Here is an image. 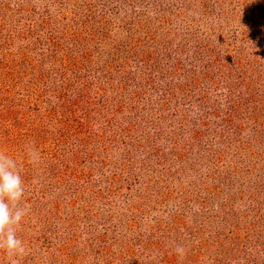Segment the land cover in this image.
Wrapping results in <instances>:
<instances>
[{"label":"rangeland","instance_id":"1","mask_svg":"<svg viewBox=\"0 0 264 264\" xmlns=\"http://www.w3.org/2000/svg\"><path fill=\"white\" fill-rule=\"evenodd\" d=\"M172 2L0 0V148L22 162L30 204L20 264H189L198 247L200 264H247L209 250L215 232L228 233L229 210L232 230L243 235L257 215L264 233V0H209L199 12L198 2ZM127 23L143 30L127 33ZM150 37L154 59L176 45L182 57L198 49L205 59L190 75L208 64L211 87L160 97L183 87L178 66L179 80L153 92L150 65L125 53ZM175 240L189 251L183 260L169 253ZM251 241L250 264H264V238ZM0 264H10L3 253Z\"/></svg>","mask_w":264,"mask_h":264},{"label":"trees","instance_id":"2","mask_svg":"<svg viewBox=\"0 0 264 264\" xmlns=\"http://www.w3.org/2000/svg\"><path fill=\"white\" fill-rule=\"evenodd\" d=\"M173 1L174 2H172V7H174V8L181 7L182 9H185V8L188 9L189 6L186 7L188 4L195 5L194 3L198 2L199 8L201 6H202V8H200V9L196 8L195 12H199L200 10L203 9V7L205 8L206 3L208 5L209 0H190L191 2H187V3H185L186 0H173ZM192 2H194V3H192ZM210 6H211V4L209 3V7ZM209 7L207 6L206 8H209ZM169 14L171 15L170 12H169ZM111 25H112L111 20L106 19L105 23H104V28L106 29L107 27H109ZM125 26H128L127 27V33H131V34L137 33L138 30H143V29H137L138 25L132 24V23H127ZM101 29H102V27H101ZM195 32L193 34L197 40V44L199 45L198 49H201L202 47H203V49H206L207 45L204 43V41L202 39L195 36L196 35ZM155 39H156V37H154V38L150 37V42H149L150 45L146 46L145 49L137 48L139 46V43H142V40L141 39H135L133 41V43L130 44V46L132 48L129 49L128 52H125L128 55H130V59L134 58L135 61H139V62L144 61L148 65H150L149 73H152L151 74L152 78L149 79L150 81L148 80V82L152 83V86L150 89H152L153 92H156L157 94L159 93L160 88H159L158 83L162 84L164 82V80H168L170 84L175 83V81L178 77V66H179V68L180 67L184 68L187 71V72L183 73L184 75L182 78L184 80L181 81L183 87H180V88L174 89V90H172L171 87H169L168 89H164L162 87L163 93H162V95H160V97L162 96V98H165V99L171 97V98H176V100H177L180 97L184 98V96L187 92L186 89L190 90L192 92H196L202 88L201 86H205L206 84L207 85L210 84V87H211V84H212V78L210 77L211 69H206L207 67H209L208 64H207V67H201V68H203V70H201L199 72L198 80H196V79L193 80L194 78L191 77V75H190L191 73H194L193 70L195 69L196 65H198V63H202L201 60L205 59V57H202V55L199 54L200 52H198V49L194 52L191 51L192 52L191 55H188L187 57H184V56L182 57L180 54L181 50H179V48H178L179 45H176V46H172L170 48H164L162 51V54L159 55L158 58L154 59L152 56V47H153V44L155 42ZM61 40L62 39L60 38V40L57 42V44H59ZM214 44H215V42H214ZM217 46H218V44H217ZM194 47L197 48L196 46H194ZM211 47H213V45H211ZM211 47H210V49H211ZM221 47H224V45H222ZM215 49L216 48L213 47V50H211L214 55H215V52H214ZM218 50H219V48H218ZM143 58H145L146 60H143ZM123 59L128 60L129 56H126ZM180 59H181V61L178 62ZM208 59H210L209 60L210 64L212 62L211 66H215L214 64L216 63V61H218L217 58H215L214 60L211 61L212 56H210V53H209ZM155 69H157V71L154 74ZM221 73H223V72L219 68L218 73H217L218 74V76H217L218 80L217 81L223 83V80H225V78H226V74L221 75ZM83 78H85V76ZM199 78L204 80V81H200ZM77 80H79V82H81L82 81L81 76L78 75ZM177 80H179V79H177ZM192 80H193V82H195V85L192 83ZM226 85H228L227 91L233 99L234 98L235 99L236 98L237 99L243 98V97L239 98L238 97L239 94H238V96L236 95L238 89H236L234 87V85H230L227 80H226ZM142 87H143V85L140 86V89H142ZM144 87H146V85ZM145 94L142 96V98H144ZM233 95H234V97H233ZM140 97L141 96H138V98H140ZM118 112H119V110H118ZM151 126H154V125H151ZM169 127L170 126H168V128L160 129L161 133H159L158 135L155 134L153 137H156V138L153 140L160 139V137H162V135H164V133L169 129ZM152 129H156V128L152 127ZM210 130H211V128H210ZM207 134L208 135L211 134V132L209 131L208 128L206 129V136H207ZM161 141H162V143L164 141L167 142L168 139H162ZM178 142H179V140H176L173 142L170 141L168 147L174 146V145L179 146ZM27 202L29 203V201H27ZM250 211H252V210H250ZM226 215L228 216L227 219H225ZM244 215H245L244 216L245 220H247L248 216L246 214H244ZM256 218H257V215H254L252 217V220H251L252 222L246 221V223L248 225H244L245 231L243 232V235H242V233L236 232L235 230H232V228H237L239 225L238 224L234 225L232 223L231 211L229 210V211L225 212V214L223 216V221H224L225 226L222 230H223V232L228 230V233L222 234L221 232H215L212 235L211 244H210L211 249L209 250L210 251L209 256L217 253V254L222 255L223 257L225 255H229L234 260H237V261H239V260L248 261L247 264H250V261H255L254 260L255 258L252 257L254 253L248 251L249 245L252 244L251 240H253V241L256 240V244H259L260 242L258 240L261 238H264V233H260V230H259V228H261L263 226H262V224H260V220L258 221ZM202 221H204V220H202ZM202 221H200V222H202ZM48 224L49 223H43V224L41 223L40 224V231L46 232L43 229L46 228ZM41 226H43L42 229H41ZM228 227H230V228H228ZM252 234H253V237L250 238L252 236ZM46 240H47V242H45ZM43 241L46 244H49V245L51 244V238L49 236H44ZM205 242L207 243V241H205ZM177 245H181V243L179 241L175 240L174 244H171L170 250H169V253L171 252L172 257L174 259L177 256L174 252V248ZM181 246L186 248V246L184 244ZM199 249L200 248L198 247V248H192L191 250H189L190 254H191V257H190L191 261L189 264H200V263H202V259H204L205 252L203 254V253H201V251ZM187 251L188 250L186 249V252ZM203 262H204V260H203Z\"/></svg>","mask_w":264,"mask_h":264},{"label":"clouds","instance_id":"3","mask_svg":"<svg viewBox=\"0 0 264 264\" xmlns=\"http://www.w3.org/2000/svg\"><path fill=\"white\" fill-rule=\"evenodd\" d=\"M24 151L28 164L35 166L39 163L40 152L34 141L28 142ZM21 167V161L0 148V253L5 254L10 264H20V259L27 255L26 244L18 236L25 217L30 213ZM174 252L180 260L186 256V249L181 245L175 246Z\"/></svg>","mask_w":264,"mask_h":264}]
</instances>
